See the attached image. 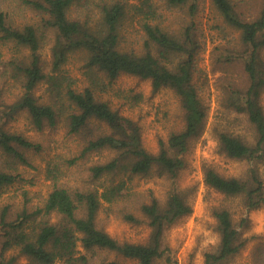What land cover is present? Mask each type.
Returning <instances> with one entry per match:
<instances>
[{
  "label": "trees",
  "instance_id": "16d2710c",
  "mask_svg": "<svg viewBox=\"0 0 264 264\" xmlns=\"http://www.w3.org/2000/svg\"><path fill=\"white\" fill-rule=\"evenodd\" d=\"M166 1L168 7L187 4L189 15L197 10L196 0ZM210 2L225 24L237 31L238 37V44L226 47L228 53L220 54L215 60L222 64L238 61L247 78L245 86L225 78L224 104L236 112H243L254 129L252 140L225 129L218 130L219 146L233 158L263 159L264 111L260 94L264 88L261 54L264 49V2L251 19L243 16L233 0ZM89 4L90 0H0V42L25 50L21 55L0 60V74L15 79L21 88L10 102L0 98V151L5 155L0 165V196L16 179L12 172L16 163L30 164L25 151L42 148L40 142L6 129L7 120L20 111L28 114L37 130L56 126L58 117L66 119L67 132L82 138L77 154L66 158L69 166L80 159H88L92 153L103 150L111 153L104 160L85 164V176L74 187L60 182L59 162H49L46 177L51 180V189L41 204L29 205L26 200L14 215L10 213L9 204L3 205L0 208V264H15L19 256H24L30 264H127L99 258L104 251L133 259L137 264H153L161 257L169 261V247L162 240L164 229L192 211L185 195L175 188L169 190L163 203L155 197L139 202L141 218L128 209L125 198L131 194L127 183L134 176L155 169L158 174L177 177L184 167L183 154L203 130L207 106L193 80L194 73L199 70L196 55L200 43L196 27L190 21L179 34L165 30L156 21L157 4L151 0H98L96 25L71 14L72 9L84 5L89 8ZM14 5H27L44 13L46 17L40 26L55 32L48 72L40 62L39 27L34 23H14L11 16ZM137 16L147 47L139 54L119 48L124 23ZM76 49L86 52L85 68L101 70L109 80L127 72L150 79L154 89L172 88L184 111L182 127L170 133L166 141L159 140L156 152H149L142 144L136 122L97 98L93 86L77 88V78L61 70L67 53ZM40 82L47 83V98L41 101L34 93ZM203 179L225 194L242 195L248 207H264V184L256 173L243 180L224 176L211 166H205ZM102 200L109 204L120 200L122 217L129 222L146 221L150 227L148 240L119 241L98 227L96 214ZM214 216L219 241L214 251L204 253V264H221L244 245L227 208L214 210ZM260 252L263 254L262 250Z\"/></svg>",
  "mask_w": 264,
  "mask_h": 264
},
{
  "label": "rangeland",
  "instance_id": "374dc122",
  "mask_svg": "<svg viewBox=\"0 0 264 264\" xmlns=\"http://www.w3.org/2000/svg\"><path fill=\"white\" fill-rule=\"evenodd\" d=\"M97 1L90 0V7H86L88 9L85 5L72 9L71 14H77L80 19H88L92 25H96ZM151 1L157 4L156 21L165 30L179 34L190 21L196 27L194 30L200 43L196 55L199 70L194 73L193 80L198 86L202 101L207 106V115L202 132L191 141L188 150L183 154L184 167L177 177L158 174L155 169L148 174L134 176L127 183L128 192L131 194L126 196L125 204L141 218L139 202L155 197L163 203L169 190L175 188L182 191L192 207L189 214L168 224L164 229L162 240L163 244L169 247L167 253L171 260L161 257L153 264H204V253L214 251L219 241L214 216V210L219 208L229 210L240 238L244 241L240 250L221 264H264V207H248L242 195L225 194L206 184L203 179L204 167L211 166L224 176L243 180L256 173L264 184V158L255 160L230 157L220 148L216 136L218 130L225 129L240 135L243 139H253L254 129L246 115L227 108L224 104L225 78H231L245 86L246 73L238 61L222 64L215 60L220 54L224 56L228 53L226 47L238 44L237 31L225 24L210 0H196L197 10L193 15H189L187 4L183 7H168L166 0ZM233 1L248 19L258 14L264 2V0ZM11 16L16 24L34 23L39 27L40 62L43 70L48 72L51 69V46L56 35L53 29L40 26L46 15L27 5H14ZM139 20L137 16L124 23L125 29L122 30V37L119 40L121 50H131L138 54L146 51L144 31ZM151 51L154 52L155 49L152 47ZM22 52L25 50L20 51L10 43L0 42V60L21 55ZM261 54L264 59V49ZM85 60V51L71 50L67 53L61 70L77 78L75 84L77 88L93 86L97 98L107 101L111 108L136 122L140 128L142 144L149 152H156L159 140L166 141L170 133L182 127L184 111L177 93L172 88L163 86L154 89L150 79L127 72H121L109 80L103 71L85 68ZM46 84L40 82L34 88L39 101L47 98ZM20 90L18 81L0 74L2 100L5 102L14 100ZM260 102L264 111V88L260 94ZM5 127L42 145L40 150L25 151L30 164L16 163L12 170L16 174V179L5 187L0 196V208L9 204L11 215H14L26 200L29 205L41 204L44 201L51 189V180L46 177V166L49 162L58 161L62 168L60 182L74 187L85 176V164L91 160H104L111 154L103 150L92 153L88 159H80L75 164L67 165L66 158L77 154L82 138L80 135L67 132L66 119L63 116L58 117L56 126L37 130L32 126L28 114L20 111L7 120ZM4 158L5 155L0 151V165ZM121 205L120 200L113 204L102 200L96 214L98 227L119 241L146 242L150 234L147 222L133 223L125 220L120 211ZM99 256L101 259H116L127 264H137L133 259H124L110 251H104ZM15 264L30 263L24 256H19Z\"/></svg>",
  "mask_w": 264,
  "mask_h": 264
}]
</instances>
